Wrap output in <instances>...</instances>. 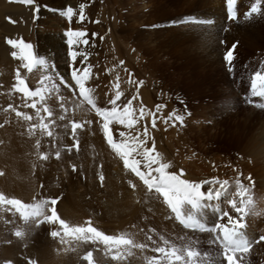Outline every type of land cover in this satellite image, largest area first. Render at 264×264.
Listing matches in <instances>:
<instances>
[{"label":"rangeland","instance_id":"obj_1","mask_svg":"<svg viewBox=\"0 0 264 264\" xmlns=\"http://www.w3.org/2000/svg\"><path fill=\"white\" fill-rule=\"evenodd\" d=\"M187 2V0H32V3H24L22 0H0V149L4 143L9 144L8 138L12 129L18 128L21 133L15 130L14 132L21 135L23 145L27 143L25 149L28 152L35 151V140L30 141L24 125L33 128L40 123L39 117L36 116L37 110L30 107L33 100L39 101V97H25L15 89L19 72L20 78L30 90L37 88L45 90L43 93L45 99L37 103V108L40 109L41 116L45 117L44 123L49 124V130L54 135L48 136L40 128H36L39 130L37 137L40 150L35 152V156L41 161V172L51 176L55 184L59 182L64 186L71 181V189L75 190V198L85 214L82 220L84 227L89 226L90 222L91 227L110 235L115 231L116 225L129 219L130 224L132 223L129 230L134 232L140 229L148 246L153 241L150 233L152 230L159 233L169 247L179 244L175 247L181 249L191 247L198 250L202 254L201 260L204 264H213L214 261L226 264L221 262V245L213 242L217 233L189 231L174 224L172 227L180 231L176 233L179 235L177 239L168 228L159 223L153 224L154 218H145L143 213L145 209L152 213L150 205L148 206L149 198L157 193L154 189L150 191L139 177L124 166L123 159L107 143L103 130L104 121L96 111L97 108L110 110L116 107L122 112L131 101L136 123L129 128L116 120L111 121L109 128L114 141H130V138L138 137L145 142L143 147H155V153L159 154V162L169 164L166 171L180 174L183 170L185 174L181 178L201 183L204 191L220 187L219 184L204 183L206 181L217 179L228 181L227 195L224 194L220 199L222 204L214 203L221 210L214 214L212 213L214 208L208 207L197 214L206 225L227 224L228 216L234 220L241 217V213L232 207L230 201L235 200L236 207H241V198L237 195V182L242 184L247 189L244 198L251 196L253 202L251 211L243 217L246 230L242 229L243 235L252 240V249L237 253V264H264V239H261L264 237V137L257 132L259 121L264 120V110L257 108L244 97L251 94L249 84L252 74L263 72L264 57L242 59L234 50V59L230 64L224 59L225 53L232 49L227 44L229 39L226 31L230 30L229 22L227 23L229 17L226 15L224 18L221 17L226 26L220 25L224 32L214 30L211 26L213 24H204L203 29L207 37L199 35L202 40L198 37L196 39L199 42L187 44L191 46L188 47L192 50L193 57L195 59L199 57L204 61L197 69L181 70L185 59L172 52H168L167 55L166 51L159 53L160 61L156 62V67H150L145 50L136 52L131 40L126 42L122 38V31H118L119 24L115 26V20L118 22L124 20L126 22L124 24H132L129 26L130 31L143 21L144 24L138 28L149 30L158 25L168 28L174 21H179L182 14L190 11L191 16L207 15L205 7L191 8ZM81 6L83 20L80 18ZM68 7L73 9L70 18L64 14ZM187 17H184L185 21ZM204 19L209 20L207 17ZM181 21L183 22L182 19ZM182 22L180 24H183ZM181 26L178 27L179 33L182 31ZM77 31L86 34L81 39L87 40L88 44H69V39L74 37H69L68 33ZM8 39L30 44L31 51L36 56L44 58L46 64L36 65L29 71L24 67L25 61L20 58L19 49L9 45ZM146 42L148 46L152 45L149 41ZM158 45L157 43L155 47L157 50L160 49ZM5 47L6 52L8 49L6 57L1 50ZM170 49L172 51V48ZM73 51L77 53L75 60L71 56ZM13 52H16L17 56H13ZM85 69L89 72L86 87L91 89L95 107L79 94L72 78L73 70L82 74ZM117 91L121 95L113 105L111 101ZM44 107L51 109V117L43 111ZM141 109L144 111L143 117L140 115ZM17 112L26 113L31 119L25 120L18 116ZM173 114L183 116V121L176 120ZM239 121L243 125L240 126ZM72 122L82 125L76 129L75 136L72 133ZM239 126H244L245 131L244 128L238 130ZM121 133L124 135L121 136ZM77 140L78 148L74 147ZM250 140L256 149L245 153L244 148L250 144ZM142 151L143 148L138 149L130 159L140 161V169L148 172ZM56 153H59V158ZM4 154L0 153V159L7 157V155L4 157ZM44 155L47 159L41 158ZM181 155L184 157L180 159ZM196 159L199 160V164L195 162ZM24 160V171L22 170L23 174H20L21 190L12 189V178L19 174L14 163L8 161L0 168L4 173L0 177L7 178L3 185L0 184V192L4 193L7 199H17L24 204L56 199L55 210L63 219L59 211L60 198L36 181L31 162ZM157 166L151 165L152 169ZM152 174L157 175L155 172ZM70 175L72 179L69 178ZM38 194L40 197H36ZM157 195L165 202L163 197ZM51 207L53 206L49 205L45 209V215L51 214L49 211ZM4 208L8 210V214L0 219V264L5 262L30 264V261L33 264H42V261L28 256L26 241H23V237H17L15 232L21 230L24 235L28 233L33 237L30 242L35 253L46 245L47 233L50 235L52 231L61 230L58 223L37 224L35 220H30L25 224L14 207L4 204ZM126 208H129L128 213ZM190 208V205H185L184 211L189 213ZM222 213H228V216H222ZM185 231L188 232L184 233ZM165 246L155 245L154 249ZM64 247L66 248V245ZM105 247L101 240L83 238L78 264H88V261L84 260L88 252L92 253V264H100L99 257L102 256ZM7 249L9 253H3ZM127 249L124 247L126 253ZM154 249L149 255L144 254L147 256L144 259L137 260L136 253H131L133 247L132 251L127 253L128 256H123L122 264H150L153 257L160 255ZM180 262L184 264V261ZM162 264L166 262L162 261Z\"/></svg>","mask_w":264,"mask_h":264},{"label":"snow or ice","instance_id":"obj_2","mask_svg":"<svg viewBox=\"0 0 264 264\" xmlns=\"http://www.w3.org/2000/svg\"><path fill=\"white\" fill-rule=\"evenodd\" d=\"M24 3H32V0H22ZM237 0H227L228 5V13L230 18L235 19V9L234 5ZM261 0H255V3L251 5L250 11L246 14L251 16L252 14L258 13L260 11ZM69 18L73 15V9L68 7L66 12L64 13ZM81 20H83V6H81ZM69 37H74L73 39H69V44H88L87 40H82L86 34L81 31L77 32H69ZM7 43L14 48L19 49V56L21 59L25 61L24 67L31 71L36 65H44L46 61L44 58L36 56L31 51V45L18 42L13 39H8ZM235 50V46L232 49H229L225 55L224 59L230 64L233 57V52ZM13 56H17L16 52L12 53ZM73 60H75L77 53L73 51L71 53ZM89 77L88 69H85L82 74L73 70L72 78L75 82V85L78 87L79 94L93 107H95V102L91 96V89L86 87V81ZM15 89L25 95V97H39V101L33 100L30 107L37 110V116L40 118V123L33 126V129L40 128L46 135L53 136L54 133L49 130V124L44 123L45 117L40 116V109L37 108V103L43 101L44 97V89L37 88L35 90H30L25 81L20 78L19 72L17 73V84L14 86ZM251 91L254 95L264 97V74L261 72L254 73L252 82H251ZM121 93L117 91L115 98L111 101L113 105L116 104V101L119 100ZM11 107V106H10ZM44 112L47 113L48 117L52 116V111L48 107H44ZM97 113L103 118V130L107 140V143L115 150V152L123 159L124 166L127 169H130L132 173H134L140 180L143 181L144 185L151 190H155L160 196H162L169 206L171 211L175 214L176 218L186 227L194 230L208 231L212 233H217L215 235L213 242H218L222 251L220 253L221 262H226V264H237L236 254L247 252L249 249V241L244 237L242 229L246 227L243 222L244 215H247L249 211L252 209V197L248 196L247 199L244 197L247 194V189L244 188L242 184L237 182L238 184V192L237 195L241 198V207H236L235 200L230 201L232 207L236 209L238 213H241V217L239 219H233L231 216H228V213H222V216H228V223H216L214 226H207L205 223L201 222V218H198V213L202 212L203 209L211 207V205L204 203L205 201L218 200L221 196H223L228 190V181H219L212 180L206 181L204 183L209 184H219V188H209L207 191L202 190L203 185L201 183H194L185 179H182L183 170H181L180 174L172 173L166 171L169 168V164L159 162L158 153H155V147L147 148L143 147L144 141L139 140L138 137L130 138L129 140H121L120 142H116L113 139V134L110 131L109 124L111 121L116 120L119 124H126L129 128H131L136 120L134 119V109L132 108L131 101L124 107L121 112L116 107H112L109 109H96ZM18 116H22L25 120H30L31 117L26 113L17 112ZM140 115L143 117L144 111L140 110ZM175 119L178 121H183V116L175 115ZM62 118V117H61ZM54 123V121H52ZM153 127L155 126V116L153 115ZM82 127L81 124L72 122L71 128L73 136H75V131L77 128ZM147 134V129L145 128V135ZM121 136L124 133L120 134ZM78 140L76 141L74 147L78 148ZM143 148L142 155L145 157L148 167V172H144L140 169L139 164L140 161L135 158H131L133 153H136L138 149ZM71 150V149H69ZM57 158H59V153H56ZM42 159H47V156L44 155L41 157ZM157 164L158 166L155 169H152L151 165ZM73 171H75V167H73ZM155 172L157 175H153ZM2 174V173H0ZM100 180H103V176L100 177ZM57 203L56 199L52 200H42L38 203L34 204H24L22 201L17 199H7L4 194L0 193V204H7L15 208L16 212H18L27 224L30 220H35L37 224L43 222H49L56 224L58 223L61 231H63L65 236H72L76 239L85 238L92 240H101L106 246L110 249L115 248L117 250V254L113 257V259H120V248L127 246L134 247H143V245H134L133 241L128 237L126 233H122L120 235H107L94 227L90 226V222H88L89 226H71L65 220L61 219L54 205ZM49 205H52L49 209L50 215H45V209L48 208ZM185 205H190L191 208L189 213L185 216L184 207ZM219 211V210H217ZM42 219H39L41 218ZM24 232L18 230L15 232L17 237H23ZM61 234L60 231H52L50 235L53 237L59 236ZM90 234V235H88ZM261 239H264L262 237ZM165 247H158L154 249L155 252L159 253V257H153L150 261V264H162L166 262V264H175V262L184 261V264H193V262H198V264H204L201 260L202 254L198 250H194L191 247H187L185 249L177 248L175 246H167V242H165ZM206 255V254H203ZM85 260L88 261V264H92V253L88 252L84 257ZM5 264H10V262H5ZM30 264L33 262L30 261ZM213 264H220V262H213Z\"/></svg>","mask_w":264,"mask_h":264},{"label":"bare ground","instance_id":"obj_3","mask_svg":"<svg viewBox=\"0 0 264 264\" xmlns=\"http://www.w3.org/2000/svg\"><path fill=\"white\" fill-rule=\"evenodd\" d=\"M187 1H188L187 3L189 5V7H191V8H193V6L205 7L207 10V15L203 16V17L196 15V14L191 16L192 14L190 11V12H187L185 14H182V17L179 19V21L178 20L174 21L173 25L171 24L168 28L167 27L165 28V26H163V25L151 27V29H149V30H144L140 27L138 28L139 25L142 26V24H144L143 23L144 21H143L142 23L139 22L140 24H138L137 27L134 26L133 27L134 29H131V31H130L129 26H131L132 24L131 25L124 24V23H126L124 20L119 21V22L117 20H115V23H116L115 26H118V24H119V26H118L119 30L118 31H120V32L122 31V34H123L122 38L126 42H129V40H131V43L134 44V46L136 48V50H135L136 52H144V50H145L146 58L148 59L147 63L150 65V67H156L155 66L156 62L160 61L159 53L161 51L162 52L166 51V54L168 52H172L175 55H178L179 57H181V58L183 57L185 59V63L182 66L181 70H186L188 68L197 69L198 65H200V64L203 65L204 61H202L203 59L201 60L199 57H198V59H195L193 57V54L191 52L192 50L190 49L191 48L190 45L195 44L196 41H198L197 40L198 37H200L201 40H202L201 36L207 37V33L205 32V29H203L205 27V25L202 24L201 21L206 20L207 24H213L211 26L214 28V30L221 33L222 26H220V25L226 26V24L221 21V17L224 18V15L227 16L226 0H187ZM236 3H237L236 12L238 13V18H237V20H232V19L229 20L228 19V21H227V23L229 22L228 26L230 27V28L228 27L230 32L226 31V34H227L228 39H229L227 44L232 48H233V46H235V51L239 53V56L242 59H261L264 57V0H261L260 11L258 13L252 14L251 16H248L246 14L250 11L251 5L253 3H255V0H237ZM184 17L188 18L187 21L184 20ZM204 17L209 18V20L204 19ZM181 19L183 20V22L181 21ZM180 21L183 24H180L181 23ZM181 25H183V26H181ZM180 26L182 27V29H180V30H182L181 33L178 32V29L180 28ZM209 31H211V30H209ZM222 32H224V29ZM205 33H206V35H205ZM199 35H201V36H199ZM163 37H165V38H163ZM156 39L160 40V41L157 42ZM146 41H149V43H152V45L148 46V44H146L147 43ZM156 42L159 44L158 46L160 49H158V50H157V48H155L156 44H157ZM187 44H190V45H188L190 48L187 46ZM170 48H172V51ZM1 50L3 51L2 53L5 54V57H6L8 54V49H7V52H6V47H5V49H1ZM193 53H194V51H193ZM141 64H142V62H141ZM261 73L264 74V70ZM174 82L176 83V81H174ZM184 86H185V84H184ZM188 93L190 94V92H188ZM13 115H14V113H13ZM13 115H10V116L12 117ZM235 115H237V114H235ZM36 116H37V114H36ZM40 116H41V114H40ZM257 119H258V117H257ZM39 122H40V120H39ZM240 122L241 121H239V125L240 126L243 125V124H240ZM257 123H258V121H257ZM228 124H230V123H228ZM10 125H12V123ZM13 125H16V124H13ZM248 125H249V122H248ZM26 126L27 125H24V128L27 129V135H29V139H31L30 141L34 142V140H35V143H34V150L35 151L34 152H33L32 148H31V150H32L31 152L30 151L28 152L25 149V145L27 143H25V145H23V142L21 141V135H19L17 133V132L21 133L18 128H14V130L17 132H14V130L12 129V133L8 138L9 144H7V142H6V144L4 143L0 149L1 155L4 153H5L3 155L4 157L7 155V157L0 159V168H1V166L4 165L5 162L10 161V162L14 163L15 168H17V174H19V175L14 176L12 178V184H11L12 189H14L15 191H18L20 189L19 187L22 186L21 185L22 180L20 179V174L22 173V170H23L24 161H25L24 159L29 160L32 164L33 174H34V178L36 179V181H39V184L42 183L44 187H46L47 189H50L53 193H55V195L57 197L60 198L59 199V211H60L63 219L71 226H84V225H82V220H83V216H85V214H84L83 210L80 209V205L78 204V202L75 198V190L71 189V181L67 182L64 186H63V184H61L59 182H58V184H55L54 180H51V176L41 172V161H40L38 156H35V152L40 150V142L38 140L39 138L37 137L39 130L36 128L33 129L32 127H26ZM21 127H23V126H21ZM10 128H12V127H10ZM241 128L243 129L244 126L238 128V130H242ZM245 129L246 128H244L243 131H245ZM257 132L261 133L264 137V120L259 121V129L257 130ZM240 135H242V133H240ZM6 136H7V134H6ZM24 137H26V136H24ZM254 138L256 139V137H254ZM168 139H170V138H168ZM256 140H258V139H256ZM171 141H172V139H171ZM249 143L250 144L247 145L246 148H244L243 152L250 153L249 151H251V152L255 151L256 148H254V146L252 145L253 143H251V140L249 141ZM29 148L30 147H28V149ZM183 157L181 155L180 159ZM16 159H17V161H16ZM198 161H199L198 159L195 160V162L199 164ZM7 165H8V163H7ZM0 173L4 174L2 169H0ZM13 173H15V172H12V174ZM2 174H0V176ZM9 174H10V172H9ZM69 178L72 179L71 175L69 176ZM6 179L7 178L2 179L0 177V184L3 185V183ZM3 187H2V189H3ZM24 188H26V187H24ZM5 192L7 193V191H5ZM42 193H41V195L44 196ZM2 194H4V193H2ZM157 194H155V196L151 195L149 198V201H148V206L150 205L152 213H154V214L148 213L145 209L143 211L145 218H148V217L154 218L153 224L156 225L159 223L161 226L168 228L171 231V234L177 238L179 235L176 233L180 232V231L175 229L176 227L173 228L172 226H174V224L175 225L177 224L179 227L180 226L182 227V225L176 219L174 213L168 208V205L167 204L165 205V202L162 199L160 200L158 198ZM225 195H227V192L225 193ZM38 196H39V194L36 197H38ZM220 199H222V198L220 197ZM220 199H218V200L214 199L213 201L211 200V202L213 204L210 208H214L212 211V213H214V214H216L217 210H219V211L221 210L218 205H214V203H216V202L219 203ZM34 200H36V199H34ZM204 203L207 204L208 201H205ZM209 205H211V204H209ZM126 211L128 213L129 208H126ZM188 211H189V209H188ZM184 213H185V216L188 214L186 211H184ZM5 214H8V210H6L4 208V204H0V219H3ZM140 220H142V219H140ZM131 224H130V221L128 219L125 222L116 225L115 231L112 232V235H120L122 233H126L128 235V237L133 241L134 245H143V247H134L133 252H131V253H136L137 256H135V257L137 258V260H138V258H139V260H142V259H144V257H147V256H144V254L149 255L151 253V250L154 249L155 245L165 246V241L160 236V234L157 232H154L152 230L150 231V233H151V238L153 239V241L151 242V245L148 246L146 241L144 240L143 234L141 233L140 229H138L139 232L138 231L131 232L129 230ZM60 232H61V234L59 236H57L56 239L49 238L52 236L48 235V233H47L48 240L45 243L46 245H43V247H40L39 251L35 252V253L32 251V245H31L32 243L30 242V240L33 239V237L28 235V233H27V235H24L23 241H26L25 247H27V249L29 250L28 256H30L33 259H37V260L42 261V264H78V260H79L78 257L80 255L83 238L76 239L72 236H65L63 231H61V230H60ZM186 232H188V231H185L184 233H186ZM193 233H194V231H193ZM65 245H66V248L64 247ZM178 245L179 244H176L175 246H178ZM8 250L9 249H7L3 253H9ZM119 252H120L121 258L120 259H113V257L117 254V250L115 248L110 249L108 246H106L105 250L102 253V256L99 257L100 262H101L100 264H122L123 256H127L126 251L124 250V247H121ZM180 263L183 264V262H179L178 264H180Z\"/></svg>","mask_w":264,"mask_h":264},{"label":"crops","instance_id":"obj_4","mask_svg":"<svg viewBox=\"0 0 264 264\" xmlns=\"http://www.w3.org/2000/svg\"><path fill=\"white\" fill-rule=\"evenodd\" d=\"M158 198H159V197H158ZM159 199H160V198H159ZM160 200H161V199H160ZM133 247H134V246H127V248H128L127 251H128V252L132 251V248H133ZM128 252H127V253H128ZM127 253H126V255H127ZM127 256H128V255H127ZM129 256H130V255H129Z\"/></svg>","mask_w":264,"mask_h":264}]
</instances>
